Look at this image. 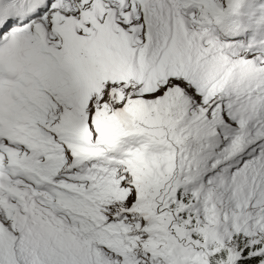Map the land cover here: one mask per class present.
<instances>
[{
  "label": "snow or ice",
  "instance_id": "obj_1",
  "mask_svg": "<svg viewBox=\"0 0 264 264\" xmlns=\"http://www.w3.org/2000/svg\"><path fill=\"white\" fill-rule=\"evenodd\" d=\"M0 264H264V0H0Z\"/></svg>",
  "mask_w": 264,
  "mask_h": 264
}]
</instances>
